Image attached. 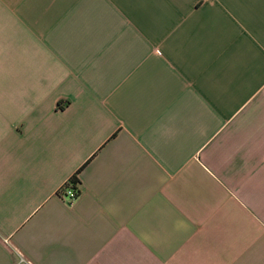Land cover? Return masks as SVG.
Masks as SVG:
<instances>
[{
	"label": "crops",
	"instance_id": "0c3cea01",
	"mask_svg": "<svg viewBox=\"0 0 264 264\" xmlns=\"http://www.w3.org/2000/svg\"><path fill=\"white\" fill-rule=\"evenodd\" d=\"M0 264H264V0H0Z\"/></svg>",
	"mask_w": 264,
	"mask_h": 264
},
{
	"label": "built area",
	"instance_id": "2783aa9c",
	"mask_svg": "<svg viewBox=\"0 0 264 264\" xmlns=\"http://www.w3.org/2000/svg\"><path fill=\"white\" fill-rule=\"evenodd\" d=\"M77 179L78 177L77 175H75L73 177V180H76V182L72 183V179H71L67 181V183L62 185L57 191L59 197H61L67 204H72L79 195V188H78L79 184L77 183Z\"/></svg>",
	"mask_w": 264,
	"mask_h": 264
},
{
	"label": "trees",
	"instance_id": "16d2710c",
	"mask_svg": "<svg viewBox=\"0 0 264 264\" xmlns=\"http://www.w3.org/2000/svg\"><path fill=\"white\" fill-rule=\"evenodd\" d=\"M76 182V180H72V183ZM77 183H78V180H77Z\"/></svg>",
	"mask_w": 264,
	"mask_h": 264
}]
</instances>
